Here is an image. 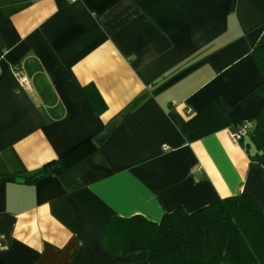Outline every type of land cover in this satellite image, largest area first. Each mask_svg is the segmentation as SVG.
Returning a JSON list of instances; mask_svg holds the SVG:
<instances>
[{
	"label": "crops",
	"instance_id": "1",
	"mask_svg": "<svg viewBox=\"0 0 264 264\" xmlns=\"http://www.w3.org/2000/svg\"><path fill=\"white\" fill-rule=\"evenodd\" d=\"M261 45L264 0H0V264H153L123 250L122 219L242 193L264 212V157L230 135L262 106ZM92 139L65 173L24 182Z\"/></svg>",
	"mask_w": 264,
	"mask_h": 264
},
{
	"label": "trees",
	"instance_id": "2",
	"mask_svg": "<svg viewBox=\"0 0 264 264\" xmlns=\"http://www.w3.org/2000/svg\"><path fill=\"white\" fill-rule=\"evenodd\" d=\"M253 54L263 73V80L257 86L263 102L259 112L246 120L252 123L240 144L252 163L258 165L264 157V45L256 47ZM90 94L96 107L104 109L99 93L94 90ZM147 98L148 95L139 96L116 115L105 137ZM99 145L97 140H86L60 159L22 176L23 180L34 183L48 174H63L91 155ZM77 186L72 184L70 189ZM122 224L116 239L127 240L123 250L147 248L153 264H264V212L256 199L246 193L223 198L193 213L177 209L166 213L160 222L134 216L122 219Z\"/></svg>",
	"mask_w": 264,
	"mask_h": 264
},
{
	"label": "built area",
	"instance_id": "3",
	"mask_svg": "<svg viewBox=\"0 0 264 264\" xmlns=\"http://www.w3.org/2000/svg\"><path fill=\"white\" fill-rule=\"evenodd\" d=\"M71 1H76V0H71ZM14 72L18 78L20 85L26 86L28 83V78L24 73V71L21 68L16 67L14 68ZM0 73H1V68H0ZM250 127H251V123L248 121H244L242 124H240V126H237L234 130H232L230 135L236 143H240V140L247 134V131L249 130ZM169 148L170 146L164 145L165 150H168Z\"/></svg>",
	"mask_w": 264,
	"mask_h": 264
},
{
	"label": "water",
	"instance_id": "4",
	"mask_svg": "<svg viewBox=\"0 0 264 264\" xmlns=\"http://www.w3.org/2000/svg\"><path fill=\"white\" fill-rule=\"evenodd\" d=\"M97 142L99 143V144H101L102 143V139H97Z\"/></svg>",
	"mask_w": 264,
	"mask_h": 264
}]
</instances>
